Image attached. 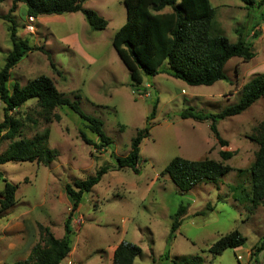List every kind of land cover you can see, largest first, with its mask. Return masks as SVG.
<instances>
[{
	"label": "rangeland",
	"instance_id": "obj_1",
	"mask_svg": "<svg viewBox=\"0 0 264 264\" xmlns=\"http://www.w3.org/2000/svg\"><path fill=\"white\" fill-rule=\"evenodd\" d=\"M13 1L0 4V15L9 14L11 20L0 18V70L12 49L9 27L16 29L17 38L43 51L29 52L11 69L10 92L16 83L23 86L46 75L60 92L77 100L86 114L101 118L113 142L100 150L87 144L81 131L95 143L99 138L66 106L54 108L50 121L36 98L11 112L21 121V131L13 140L0 141V155L12 141L32 139L45 130L49 131L48 145L59 155L49 166L37 161L0 164V191L5 180L18 186L15 204L0 212V264L27 259L41 241V227L62 238L72 208L66 184L86 179L101 166L112 168L116 158L130 152L137 131L147 126L149 136L141 144L140 171L110 170L84 193L72 221V249L61 264H113L114 250L122 241L143 249L134 264H174L196 255L203 257V264H264V250L255 254V246L264 238V203L253 205L251 201V167L259 148L252 136L264 121V97L243 113L218 121L226 146L214 136L210 120L181 117L188 107L204 113L221 112L239 100L246 82L264 72V6L210 0L215 10L214 29L231 42L242 34L255 54L249 61L232 58L225 66L226 80L191 86L170 76L164 66L161 73L145 77L135 89L113 45L116 31L127 19L123 0L84 2L107 19L108 26L102 30L91 29L80 11L34 18L19 1L10 13ZM3 108L0 99V123ZM221 150L235 154L222 161ZM176 156L213 159L231 170L217 182H203L183 192L163 174ZM181 203L187 206V213L168 245L171 216ZM234 230L247 238L246 244L221 254L209 252L215 241Z\"/></svg>",
	"mask_w": 264,
	"mask_h": 264
},
{
	"label": "trees",
	"instance_id": "obj_2",
	"mask_svg": "<svg viewBox=\"0 0 264 264\" xmlns=\"http://www.w3.org/2000/svg\"><path fill=\"white\" fill-rule=\"evenodd\" d=\"M5 0H0V4ZM26 6L29 17L42 15H61L71 12H82L93 30H102L108 21L91 8L84 5L86 0H14L10 13L14 12L17 3ZM127 9L126 22L116 31L113 45L125 66L130 72L133 86L142 85L145 77H153L166 67L168 74L191 86H210L219 80H226L225 66L235 57L246 61L254 57L251 43L240 34L236 42H231L224 34L217 32L213 26L215 10L210 0H123ZM247 6L258 4L264 6V0H241ZM1 19L10 20V15H0ZM12 49L6 57L4 67L0 70V99L4 104V119L0 123V141L13 140L21 131V121L11 112L30 99L36 98L39 106L50 121L57 106H66L79 114L86 122V127L97 135L99 142L89 139L81 131L83 140L97 149L109 147L113 140L108 136L104 121L96 116L86 114L79 102L60 92L51 78L41 75L26 85L16 83L10 92L7 83L11 69L29 52L41 50L42 47H31L27 40L16 37V29L9 27ZM239 31V30H238ZM241 31H239L240 33ZM51 66L56 65L51 55L45 51ZM264 97V72L253 76L242 88L239 100L227 106L219 113H204L188 107L181 112L183 119L192 118L199 121H211V130L222 146L228 145L218 130V121L239 115ZM156 106H153L150 118H154ZM149 136V127L139 129L132 139L131 150L124 157L116 158L111 168L101 166L95 174L84 180L75 181L74 185L66 184L72 208L65 222V235L57 238L46 227H41V241L31 250L27 259L14 264H61L72 249L74 235L72 221L75 212L81 205L83 195L90 192L110 170L131 168L139 172L140 151L143 140ZM49 131L37 134L32 139L12 141L7 150L0 155V164L10 161H37L49 166L59 155V151L48 145ZM252 139L259 148L251 167L253 205L264 203V121L259 124ZM235 151L221 150L222 161L232 158ZM231 167L213 159L191 160L180 156L174 157L164 168L180 191L187 192L196 185L206 182H217L229 173ZM2 176L0 172V177ZM18 186L5 180L0 191V212L16 202ZM187 213V206L181 203L171 216L172 224L168 235L171 245ZM247 238L238 230L221 236L209 248L213 254H221L227 248H238L246 244ZM264 250V238L255 246V254ZM143 254V249L132 242L122 241L114 250L113 264H134L135 259ZM174 264H203V257L175 260Z\"/></svg>",
	"mask_w": 264,
	"mask_h": 264
},
{
	"label": "built area",
	"instance_id": "obj_3",
	"mask_svg": "<svg viewBox=\"0 0 264 264\" xmlns=\"http://www.w3.org/2000/svg\"><path fill=\"white\" fill-rule=\"evenodd\" d=\"M244 264H246V263H244Z\"/></svg>",
	"mask_w": 264,
	"mask_h": 264
}]
</instances>
